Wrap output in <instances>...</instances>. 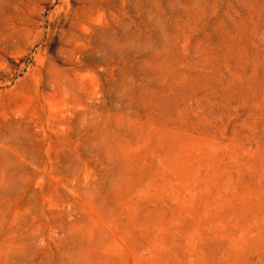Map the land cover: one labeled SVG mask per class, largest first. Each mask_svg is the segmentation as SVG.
Returning <instances> with one entry per match:
<instances>
[{
	"label": "rangeland",
	"instance_id": "374dc122",
	"mask_svg": "<svg viewBox=\"0 0 264 264\" xmlns=\"http://www.w3.org/2000/svg\"><path fill=\"white\" fill-rule=\"evenodd\" d=\"M0 264H264V0H0Z\"/></svg>",
	"mask_w": 264,
	"mask_h": 264
}]
</instances>
